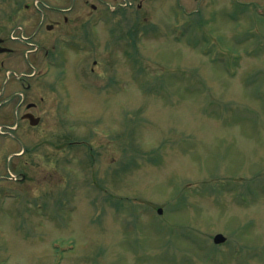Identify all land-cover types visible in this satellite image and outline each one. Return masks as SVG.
Returning a JSON list of instances; mask_svg holds the SVG:
<instances>
[{"label":"rangeland","instance_id":"1","mask_svg":"<svg viewBox=\"0 0 264 264\" xmlns=\"http://www.w3.org/2000/svg\"><path fill=\"white\" fill-rule=\"evenodd\" d=\"M106 1L0 0L21 49L0 55V100L43 95L49 138L9 157L21 144L0 135V189L35 177L6 183L32 187L34 211L19 225L0 204V264H264V0ZM19 25L39 54L9 38ZM29 65L50 69L4 83Z\"/></svg>","mask_w":264,"mask_h":264},{"label":"flooded vegetation","instance_id":"2","mask_svg":"<svg viewBox=\"0 0 264 264\" xmlns=\"http://www.w3.org/2000/svg\"><path fill=\"white\" fill-rule=\"evenodd\" d=\"M18 107H23V108H26V109H36L38 106H37V103L34 102L33 100H31V99H25L20 104H18ZM25 112L26 111H23V113H25ZM22 120L27 122L26 119H22Z\"/></svg>","mask_w":264,"mask_h":264},{"label":"water","instance_id":"3","mask_svg":"<svg viewBox=\"0 0 264 264\" xmlns=\"http://www.w3.org/2000/svg\"><path fill=\"white\" fill-rule=\"evenodd\" d=\"M159 212H161V209L158 210ZM225 240V237L222 234H216L214 236V242L218 243V242H222Z\"/></svg>","mask_w":264,"mask_h":264}]
</instances>
